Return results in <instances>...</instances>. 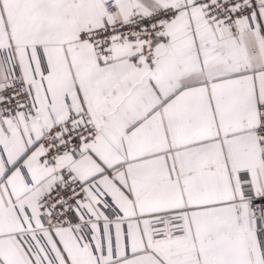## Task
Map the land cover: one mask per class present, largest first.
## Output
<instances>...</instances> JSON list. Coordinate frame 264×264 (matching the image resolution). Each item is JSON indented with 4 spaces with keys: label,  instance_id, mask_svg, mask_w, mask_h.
Masks as SVG:
<instances>
[{
    "label": "snow or ice",
    "instance_id": "1",
    "mask_svg": "<svg viewBox=\"0 0 264 264\" xmlns=\"http://www.w3.org/2000/svg\"><path fill=\"white\" fill-rule=\"evenodd\" d=\"M0 264H264V0H0Z\"/></svg>",
    "mask_w": 264,
    "mask_h": 264
}]
</instances>
